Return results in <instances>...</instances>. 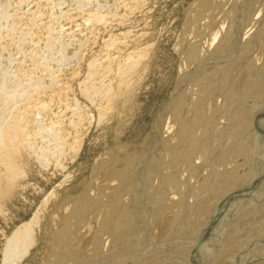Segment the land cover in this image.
<instances>
[{
    "label": "bare ground",
    "instance_id": "obj_1",
    "mask_svg": "<svg viewBox=\"0 0 264 264\" xmlns=\"http://www.w3.org/2000/svg\"><path fill=\"white\" fill-rule=\"evenodd\" d=\"M208 5L191 12L189 95L161 116L153 147L105 153L85 191L13 230L3 264L29 253L33 264H264V0ZM19 111L0 130L5 171L24 141Z\"/></svg>",
    "mask_w": 264,
    "mask_h": 264
},
{
    "label": "rangeland",
    "instance_id": "obj_2",
    "mask_svg": "<svg viewBox=\"0 0 264 264\" xmlns=\"http://www.w3.org/2000/svg\"><path fill=\"white\" fill-rule=\"evenodd\" d=\"M211 1L0 0V130L28 108L14 168L0 165V264L13 230L85 191L105 153L153 147L195 77L180 73L192 10Z\"/></svg>",
    "mask_w": 264,
    "mask_h": 264
}]
</instances>
